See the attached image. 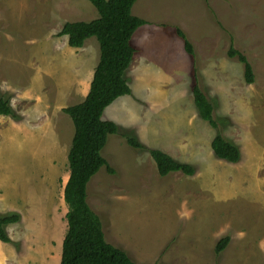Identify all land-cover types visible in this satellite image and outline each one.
I'll list each match as a JSON object with an SVG mask.
<instances>
[{"label":"rangeland","instance_id":"obj_1","mask_svg":"<svg viewBox=\"0 0 264 264\" xmlns=\"http://www.w3.org/2000/svg\"><path fill=\"white\" fill-rule=\"evenodd\" d=\"M132 13L149 22L133 34L132 70L148 64L152 71L137 85L130 68L136 94L103 114L130 122L117 123L101 152L115 172L101 167L87 187L106 240L135 264H264V0H137ZM98 16L89 0H0V98L12 108L0 115V215L20 214L6 226L10 241L0 240V264L60 263L75 130L63 109L85 99L100 46L93 36L72 47L59 32L67 21ZM230 47L248 57L254 83ZM185 61L193 68H181ZM196 81L214 102L219 130L239 147L238 162L213 153L217 130L197 116ZM161 93L169 94L166 104ZM150 96L158 101L143 100ZM132 131L196 173L161 176L147 150L127 143L123 134Z\"/></svg>","mask_w":264,"mask_h":264},{"label":"trees","instance_id":"obj_2","mask_svg":"<svg viewBox=\"0 0 264 264\" xmlns=\"http://www.w3.org/2000/svg\"><path fill=\"white\" fill-rule=\"evenodd\" d=\"M89 1L96 7L99 16L91 21H67L59 32V35L68 37V44L72 47H82L85 40L93 36L100 46V58L85 99L63 109L70 116L75 130L68 152L70 170L64 187V200L68 205L67 231L59 264H135L125 250L106 240L101 217L88 203L87 187L101 167L105 166L109 172H115L101 152L108 136L118 133L120 126L113 120L104 119L103 114L119 97L132 94L127 72L136 49L131 39L146 21L132 13L137 0ZM176 31L183 40L185 51L194 57V47L186 34L180 28H176ZM228 55L237 56L244 63L245 81L254 83V68L248 57L233 47L228 50ZM192 92L198 116L217 130L211 140L213 153L220 159L238 162L241 158L239 147L219 130L220 120L215 116L214 102L197 81ZM10 114L12 108L8 98L1 97L0 115ZM123 136L130 146L150 153L161 176L177 171L190 176L196 173L192 164L176 160L160 149L145 145L134 131L125 132ZM19 219L20 214L17 212L0 215L1 241H10L6 226ZM228 241V236L222 237L216 250H222Z\"/></svg>","mask_w":264,"mask_h":264},{"label":"crops","instance_id":"obj_3","mask_svg":"<svg viewBox=\"0 0 264 264\" xmlns=\"http://www.w3.org/2000/svg\"><path fill=\"white\" fill-rule=\"evenodd\" d=\"M137 2V1H136ZM146 24H149V22H147L146 21V23L144 24V25H146ZM135 36H136V34H135ZM134 36L132 37V39H131V42H132V44H133V46H134V43H133V41H134ZM135 53H136V51H135ZM187 53V52H186ZM188 54V53H187ZM136 57H137V55L136 54H134V58H133V61H132V63H131V65H130V68H131V71H132V73H133V79H134V82L136 83L137 82V80L138 81H140L137 85H142V82L144 81V77H146L148 74H147V71L148 70H151L152 71V69L148 66V64H146L143 68L141 67L140 69H138V71H135L134 72V70H132L133 68V66H134V64H135V60H136ZM185 60L187 61V60H189V57L188 58H185ZM184 62V64H181V68H185L184 70H190V69H192L193 67L191 66V64L190 65H188L187 64V62ZM138 64V63H137ZM130 68H129V70H130ZM129 70H128V72H127V77L129 78V75H128V73H129ZM141 74H142V76H141ZM153 74H155L154 72H153ZM134 75H135V78H134ZM153 77V76H152ZM168 79H176V77H173V76H171L170 75V77L168 78ZM129 80H130V78H129ZM132 85H134V83L132 84ZM130 87H131V89H132V95L133 94H136V92L133 90V87L131 86V84H130ZM139 87V86H138ZM138 89H140V87L138 88ZM138 96V95H137ZM159 97H160V102H161V104H162V101H164V104H166L167 103V101H168V97H169V94L167 95V94H159ZM165 97H167V98H165ZM176 97L177 98H179L181 101H185V100H188L189 101V99H185V98H183L182 97V95H180V94H178L177 93V95H176ZM140 98V97H139ZM121 99H118V100H116V102L115 103H117L118 104V102L120 101ZM145 102L147 101V100H150V101H158V100H156V99H153V97L152 96H150L149 97V99H143ZM160 104V105H161ZM182 110H181V113L182 114H185L183 111L184 110H188V107H182L181 108ZM196 113H197V111H196ZM198 114V113H197ZM198 116V115H197ZM186 118H187V114H186ZM197 118H199V117H197ZM161 120H162V118H161ZM160 120V121H161ZM115 122L116 123H118L119 125H127V124H130V122H125V121H121V120H117V118H115ZM133 126V125H132ZM159 125L158 126H156L155 128L156 129H159ZM161 128H162V126H161ZM166 128L168 129L169 127H167L166 126ZM164 134V133H163ZM192 143H197V145L199 144V134L198 133H196V136H195V141L194 142H192ZM164 148V147H163ZM165 149V148H164Z\"/></svg>","mask_w":264,"mask_h":264}]
</instances>
